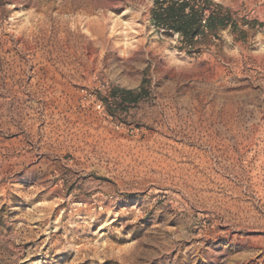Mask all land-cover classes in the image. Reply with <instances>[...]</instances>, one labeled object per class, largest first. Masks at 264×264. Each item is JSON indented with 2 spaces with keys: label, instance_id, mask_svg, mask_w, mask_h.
<instances>
[{
  "label": "rangeland",
  "instance_id": "1",
  "mask_svg": "<svg viewBox=\"0 0 264 264\" xmlns=\"http://www.w3.org/2000/svg\"><path fill=\"white\" fill-rule=\"evenodd\" d=\"M195 1L0 0V264H264V0Z\"/></svg>",
  "mask_w": 264,
  "mask_h": 264
},
{
  "label": "trees",
  "instance_id": "2",
  "mask_svg": "<svg viewBox=\"0 0 264 264\" xmlns=\"http://www.w3.org/2000/svg\"><path fill=\"white\" fill-rule=\"evenodd\" d=\"M153 3L151 22L155 30L167 36L177 35L181 48L187 52L202 45L212 46L220 31L228 28L226 17L214 13L205 17V9L195 0H153Z\"/></svg>",
  "mask_w": 264,
  "mask_h": 264
}]
</instances>
